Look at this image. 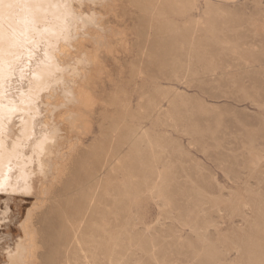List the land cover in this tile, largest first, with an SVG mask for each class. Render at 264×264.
<instances>
[{
  "label": "rangeland",
  "instance_id": "374dc122",
  "mask_svg": "<svg viewBox=\"0 0 264 264\" xmlns=\"http://www.w3.org/2000/svg\"><path fill=\"white\" fill-rule=\"evenodd\" d=\"M62 1L73 67L46 95L54 153L77 146L41 208L49 174L27 189L10 164L0 264L29 213L37 264H264V0Z\"/></svg>",
  "mask_w": 264,
  "mask_h": 264
},
{
  "label": "bare ground",
  "instance_id": "6f19581e",
  "mask_svg": "<svg viewBox=\"0 0 264 264\" xmlns=\"http://www.w3.org/2000/svg\"><path fill=\"white\" fill-rule=\"evenodd\" d=\"M13 3L20 12H15L14 6L9 7ZM69 4L62 0H0V194L11 190L10 164L13 169L17 168L15 178L24 181L27 189H34L35 178L31 180L32 171H28L27 167L37 161L41 177L49 174V178L45 175L39 184L38 208L46 202L48 194L62 175L66 160L77 146V142L71 143L65 147V151L59 148L58 153H54L53 148L59 147L64 138L60 137L62 124L50 122L51 114L48 112L51 106L47 102L49 95H46L54 90L51 83L57 80L49 82L50 73L57 70L65 73L73 67L65 62L64 56L67 54L63 43L55 42L69 36L62 31L65 25L59 28L54 25L60 21H70L64 19ZM23 7L25 10H21ZM39 19H42V24L50 23L45 25L44 30L39 29V32L36 29L37 33H32ZM48 32L52 35V43L47 42ZM34 38L38 40L32 48ZM41 46L43 52L41 49L39 52L35 50ZM9 72L12 77L8 76ZM60 79L65 84L60 89L62 95L77 100L72 75L65 74ZM73 116L76 118V115L69 114L64 121L74 120ZM31 217L29 213L21 225L23 237L20 242L23 243L19 244L18 249L26 256H20V264H37L35 251L38 248V230Z\"/></svg>",
  "mask_w": 264,
  "mask_h": 264
},
{
  "label": "snow or ice",
  "instance_id": "6c2138e0",
  "mask_svg": "<svg viewBox=\"0 0 264 264\" xmlns=\"http://www.w3.org/2000/svg\"><path fill=\"white\" fill-rule=\"evenodd\" d=\"M13 5H9V7H12Z\"/></svg>",
  "mask_w": 264,
  "mask_h": 264
}]
</instances>
